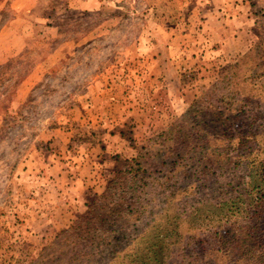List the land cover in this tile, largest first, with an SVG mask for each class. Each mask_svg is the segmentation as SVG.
Returning a JSON list of instances; mask_svg holds the SVG:
<instances>
[{
    "label": "rangeland",
    "instance_id": "374dc122",
    "mask_svg": "<svg viewBox=\"0 0 264 264\" xmlns=\"http://www.w3.org/2000/svg\"><path fill=\"white\" fill-rule=\"evenodd\" d=\"M35 4L0 0V28L16 31L0 37V264H264V35L152 125L120 74L140 68L137 39L154 16L167 22L146 11L157 1L43 0L31 15ZM126 80L131 106L117 111L128 118L105 130L132 155L89 187L85 211L28 237L10 214L15 183L42 154L83 161L100 109L82 97Z\"/></svg>",
    "mask_w": 264,
    "mask_h": 264
},
{
    "label": "crops",
    "instance_id": "0c3cea01",
    "mask_svg": "<svg viewBox=\"0 0 264 264\" xmlns=\"http://www.w3.org/2000/svg\"><path fill=\"white\" fill-rule=\"evenodd\" d=\"M153 1H157L153 6L155 8L146 11L167 13V22L162 15H156L152 29H143L137 39L140 48L145 50L137 59H141L140 68L124 70L120 78L123 82L124 78L136 80L138 95L133 93L137 97L133 103L138 101V107L144 110L150 108L146 120L152 125H160L171 120L176 115L175 110L185 107L186 95L194 91L192 87H196L195 91L206 89L202 84L206 86L208 81L202 82L203 77L210 72L216 75L224 62L240 56L247 51L250 43L264 35V0ZM34 2L35 8L29 6L28 11L33 15L36 10V15H39L37 4L43 3V0ZM6 32L1 27L0 37ZM15 32L11 29L8 37ZM13 44L8 43V56L16 53ZM197 75L200 80L192 85ZM123 82L103 88L95 84L89 87L92 90L89 95L86 93V98L82 97L91 110L100 109V112L94 110L96 114L87 123L93 127L95 143L83 161L79 157L75 160L77 165L63 164L59 162L61 158L56 161L51 158L49 163L46 162L48 153L42 154L43 161L39 159L40 164L34 165V171L23 176L25 180L15 183L10 214L23 220L22 228L28 231V237L46 236L51 226L57 229L85 211L89 187L101 175L111 178L121 171L125 157L132 155L121 133L111 134L105 130L109 124L123 123L128 118L126 112L125 118H122L123 112L117 111L131 106L130 82L126 80L127 85H122ZM118 89H121V94L116 92ZM107 108L114 111H107ZM57 137L60 139L55 145L59 149L70 139V136ZM34 166L31 165V168Z\"/></svg>",
    "mask_w": 264,
    "mask_h": 264
}]
</instances>
